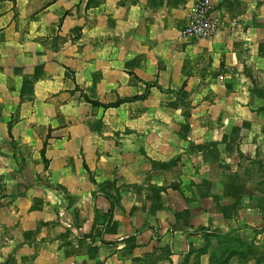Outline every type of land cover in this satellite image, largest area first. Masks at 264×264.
Returning <instances> with one entry per match:
<instances>
[{
    "label": "crops",
    "instance_id": "0c3cea01",
    "mask_svg": "<svg viewBox=\"0 0 264 264\" xmlns=\"http://www.w3.org/2000/svg\"><path fill=\"white\" fill-rule=\"evenodd\" d=\"M211 2L0 0V264H261L264 0Z\"/></svg>",
    "mask_w": 264,
    "mask_h": 264
},
{
    "label": "built area",
    "instance_id": "2783aa9c",
    "mask_svg": "<svg viewBox=\"0 0 264 264\" xmlns=\"http://www.w3.org/2000/svg\"><path fill=\"white\" fill-rule=\"evenodd\" d=\"M219 26V18L214 16L211 0H194L188 25L182 35L187 38L210 37Z\"/></svg>",
    "mask_w": 264,
    "mask_h": 264
},
{
    "label": "rangeland",
    "instance_id": "374dc122",
    "mask_svg": "<svg viewBox=\"0 0 264 264\" xmlns=\"http://www.w3.org/2000/svg\"><path fill=\"white\" fill-rule=\"evenodd\" d=\"M238 246H241L240 242H239ZM216 251H218V248H216ZM248 251H249V254H248L249 259L251 257L256 259L259 256L257 253V250H256V246L253 243L249 246ZM217 255L221 257V259H219L217 264H228V262H230L229 260L231 258H233V256H237L238 258H241L239 254H233V253H232V255L229 254V245L228 244H223L220 248V251L217 252ZM256 262L264 264V259L256 260ZM256 262H254V263H256Z\"/></svg>",
    "mask_w": 264,
    "mask_h": 264
},
{
    "label": "trees",
    "instance_id": "16d2710c",
    "mask_svg": "<svg viewBox=\"0 0 264 264\" xmlns=\"http://www.w3.org/2000/svg\"><path fill=\"white\" fill-rule=\"evenodd\" d=\"M142 96H144V94H143ZM91 102L94 103V104H96L94 101H91ZM116 104H118V103H115V104H113V105H116Z\"/></svg>",
    "mask_w": 264,
    "mask_h": 264
}]
</instances>
